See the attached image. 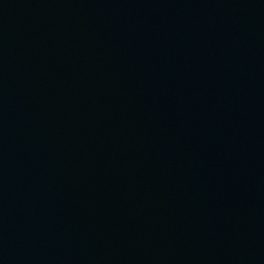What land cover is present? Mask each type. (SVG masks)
Returning <instances> with one entry per match:
<instances>
[{"label":"water","instance_id":"obj_1","mask_svg":"<svg viewBox=\"0 0 264 264\" xmlns=\"http://www.w3.org/2000/svg\"><path fill=\"white\" fill-rule=\"evenodd\" d=\"M0 264H264V0H0Z\"/></svg>","mask_w":264,"mask_h":264}]
</instances>
